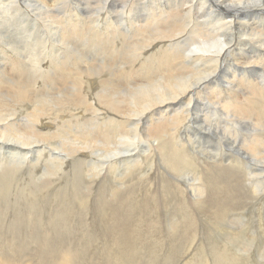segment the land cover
<instances>
[{
	"label": "bare ground",
	"instance_id": "bare-ground-1",
	"mask_svg": "<svg viewBox=\"0 0 264 264\" xmlns=\"http://www.w3.org/2000/svg\"><path fill=\"white\" fill-rule=\"evenodd\" d=\"M129 1L0 0V264H264V0Z\"/></svg>",
	"mask_w": 264,
	"mask_h": 264
},
{
	"label": "rangeland",
	"instance_id": "rangeland-1",
	"mask_svg": "<svg viewBox=\"0 0 264 264\" xmlns=\"http://www.w3.org/2000/svg\"><path fill=\"white\" fill-rule=\"evenodd\" d=\"M138 3H137V5H136V3H134V2H130L129 1V3H128V7H127V9L128 10H126V12L127 13H130V12H133V11H135V10H137V8L138 9H141V7H139V3H141V0H136ZM149 1H151V0H149ZM161 1V0H160ZM164 1H166V2H168L167 0H162V2H164ZM134 5H133V4ZM136 5V6H135ZM132 6H135V7H132ZM120 9H121V7H122V5L120 4ZM144 7V6H143ZM133 8V9H132ZM132 11H131V10ZM94 55V54H93ZM207 146H209L208 144H206ZM212 148V147H211ZM210 148V150H212ZM60 155V159L61 160H63V161H65L66 163L67 162H69V163H71V160H72V157L71 156H69V155H67V154H65V153H61V152H57V151H54V150H52L51 152H50V155L51 156H57V155ZM141 158V157H140ZM142 160V159H141ZM157 160V162H159V159H156ZM142 163V162H141ZM141 167L143 168L144 167V165H143V163L141 164ZM63 169H64V167H63ZM63 172V171H62ZM67 172V171H66ZM163 174H166L165 176H169V177H171V178H173V180H179L180 181V183H179V188L178 187H176L177 185H174L173 187H171V191L173 190V191H176V192H181V195H180V193H179V196H182L184 199H185V201H186V203L187 204H189L190 205V207H191V210H190V212L187 214V216L189 217V221L190 220H192V221H197V226H196V231L194 232V229L192 230V232H193V234L196 236V238L198 239L199 237H201V235L202 234H205L206 235V237H211L212 238V236H213V234L211 233V226L209 225V223L206 221V219L205 218H203L202 217V215L199 213V210H198V208H197V206H196V199H194V197H193V194H194V196H195V193L196 192H194V191H197L196 189H195V187H193V184L192 183H187L186 181H184L183 179V176H184V174H177V173H175V174H172L171 176H170V174H168V172L167 171H163ZM175 175V176H174ZM178 176V177H177ZM57 178H59V176H56L55 178H54V180H57ZM182 178V179H181ZM142 180H143V176H142V174L140 175V177H139V181H138V187H137V190H136V193H135V200H140L141 199V197H142V192H143V184H142ZM156 185V186H155ZM183 185V186H182ZM185 186V187H184ZM116 187V186H115ZM183 187V188H182ZM191 187V188H190ZM192 187L195 189H192ZM140 188V189H139ZM151 188V189H150ZM174 188H176V189H174ZM181 188V189H180ZM187 188V189H186ZM147 189H150V190H148V192H151L152 193V195H150V197H153V199H154V202L159 206V207H162L161 205H163L162 204V202H163V191L159 188V187H157V184L155 183V184H152L151 186H148L147 187ZM160 189V190H159ZM182 189H183V191H182ZM188 189H189V191H188ZM144 190H146V189H144ZM153 191V192H152ZM155 191H156V194H155ZM192 191V192H191ZM161 193V194H160ZM35 194H37V191H35ZM187 194V195H186ZM156 195V196H155ZM159 198H158V197ZM191 197H192V199H191ZM137 198V199H136ZM156 199V200H155ZM133 200H134V198H133ZM191 200H194V201H191ZM264 202V201H263ZM130 204H132V203H129V206L131 207V208H129V211H131V210H133L134 208V210L135 211H137V207H133L132 205H130ZM194 206H193V205ZM21 206H23V205H21ZM128 206V207H129ZM12 207H13V205L12 204H9V207L8 208H4V209H2V210H0V214H1V216H3V217H5L4 219H2V220H0V224L4 227V229L6 230L3 234H5V235H3V237L5 238V240H7V241H12L13 243L15 242V243H18L19 241L20 242H23V241H27L28 240V242L30 243V244H36V242H34L35 240L33 239V238H30V234H31V232L29 233L28 231H32L33 230V227H34V223H29V222H26V221H19V222H15V221H13V209H12ZM194 209V210H193ZM4 210H11L12 211V213H9V212H7V213H5V214H3L2 212L4 211ZM196 212V213H195ZM95 214V210H92L91 212H90V214H89V218L91 217V220L93 221H91V220H89V218L88 217H79L80 218V221L84 224V223H86V224H84L85 226H87L88 227V229L90 228V226H91V228L89 229L91 232L93 231V230H99L100 229V227L98 226L99 224L97 223V221L95 220L94 221V218L92 219V216ZM5 215V216H4ZM91 215V216H90ZM200 215V216H199ZM47 215L45 214V213H40V215H39V219H41V218H44V219H46V221H47V226H43L42 228L43 229H45L46 227H48V229L50 230V226L48 225V221H49V217L47 216ZM199 216V217H198ZM202 218V219H201ZM38 219V220H39ZM199 219H201V220H199ZM204 219V220H203ZM2 221V222H1ZM92 223H91V222ZM191 221V222H192ZM202 222V223H201ZM94 223V224H93ZM206 223V224H205ZM235 223V229H239V227L236 225V221L234 222ZM21 224V225H20ZM77 224H79V223H76V224H73V225H77ZM95 224H98V225H95ZM204 224V225H203ZM14 225H16V226H20L19 227V229H20V231L19 232H16V233H14V232H12L11 233V231H9V228L10 227H12V226H14ZM26 225H28V226H26ZM264 226V225H263ZM28 228V229H27ZM29 228H31V229H29ZM190 228V227H189ZM43 232V231H42ZM42 232H40L39 234H41ZM99 232L100 233H102V231H100L99 230ZM18 233V234H17ZM28 233H29V235H28ZM44 233V232H43ZM50 234H52L53 232H52V230H50V232H49ZM251 232H247L246 230H244L243 229V235H241V258L244 260L245 259V262L247 263L249 260H251V254H254L253 253V251H252V249H253V244L252 245H247L246 244V241L251 237V235H247V234H250ZM198 234V235H197ZM200 234V235H199ZM264 228H263V231H262V244H261V247H260V249H259V254H260V252L263 250V248H264ZM6 235H8V236H6ZM22 235V236H21ZM212 235V236H211ZM12 236V237H11ZM17 236V237H16ZM27 236V237H26ZM19 237V238H18ZM22 237V238H21ZM24 237V238H23ZM8 238V239H7ZM15 238H16V240H15ZM28 238H30V239H28ZM47 238V237H46ZM21 239L23 240V241H21ZM14 240V241H13ZM19 240V241H18ZM30 240V241H29ZM34 240V241H33ZM19 242V243H20ZM243 242V243H242ZM263 245V246H262ZM245 248V249H244ZM248 248V249H247ZM183 252H178V254L181 256H179L178 254H177V257H176V259L174 260V262H175V264H178L179 262H180V260L182 259V257H183ZM175 254H176V250H175ZM245 256V257H244ZM180 257V258H179ZM178 259V260H177ZM180 259V260H179ZM178 262V263H177Z\"/></svg>",
	"mask_w": 264,
	"mask_h": 264
}]
</instances>
